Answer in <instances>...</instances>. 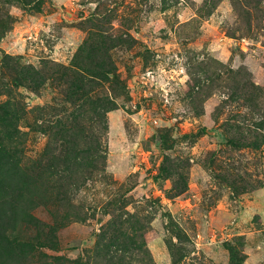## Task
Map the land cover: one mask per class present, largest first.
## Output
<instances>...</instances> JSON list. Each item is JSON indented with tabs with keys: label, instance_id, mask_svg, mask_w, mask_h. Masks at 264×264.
I'll return each mask as SVG.
<instances>
[{
	"label": "rangeland",
	"instance_id": "obj_1",
	"mask_svg": "<svg viewBox=\"0 0 264 264\" xmlns=\"http://www.w3.org/2000/svg\"><path fill=\"white\" fill-rule=\"evenodd\" d=\"M31 1L0 0V105L25 110L21 168L62 188L46 202L30 194L18 238L41 233L58 250L4 263L264 264V0ZM92 34L109 39L120 84L98 80L92 100L116 107L86 119L103 132L106 172L67 195L61 167L45 171L73 109L55 66L73 68ZM31 66L49 73L40 90L16 82L14 69ZM14 184L2 175L0 193ZM112 224L123 246L108 259Z\"/></svg>",
	"mask_w": 264,
	"mask_h": 264
},
{
	"label": "trees",
	"instance_id": "obj_2",
	"mask_svg": "<svg viewBox=\"0 0 264 264\" xmlns=\"http://www.w3.org/2000/svg\"><path fill=\"white\" fill-rule=\"evenodd\" d=\"M21 1L25 4L33 2L31 0ZM92 35L94 36L85 41L82 48L85 50L81 49L80 53L74 57L73 68L60 69V66H55L59 70V77L55 78V81L68 86L67 101L65 102L73 109L66 121L63 119L57 121L56 129L61 152L58 156H51L48 159L45 171L61 167L57 169L54 175L63 174L56 175L54 178L59 183L66 180L67 195L72 190V185L77 186L81 180L94 179V175L106 172V155L100 140L103 132L99 128H96L100 130L99 132L94 128L90 129L87 125L91 121L100 123L101 121L96 122L92 115L100 119L108 111L114 110L116 104L110 101L108 96H105L101 101H94L91 95L98 80L120 84L119 76L114 70L109 54H107L109 39L102 34L98 36V39L95 38L97 37L96 34ZM45 64L47 65V63ZM14 70L17 74L16 82L28 89L40 90L49 78V73L44 70V67L38 69L33 66L22 69L16 67ZM24 114L25 110L19 102L8 101L0 105V127L2 128H0V178L2 179V175L12 176L15 183L8 185V188L0 193V264H5L4 261L14 259L15 256L23 255L26 253L25 248H29L30 253L34 251L40 253L44 248L54 252L58 250L57 241H53V237H50L46 244L47 241L43 239L41 233L37 236L29 235V238L23 242L18 238V229L31 222L30 210L25 207V204L30 202L28 199L30 194L34 193L35 190L42 191L44 198L41 200L46 202L51 196L57 199V190L62 189L61 184H58L57 188L60 189L56 188L54 192L49 193L52 187L46 178L48 176L36 174L32 169L21 168L22 164L17 156L20 153L19 148H21L22 137L25 134L19 129V123L25 118ZM88 118L90 122L86 120ZM258 127L261 129L258 135L264 140V127L262 124ZM9 128H13V133L4 132ZM81 140L84 142L81 143ZM165 172L161 168L160 175L156 177V180ZM33 207L31 206V208ZM70 216L67 215L66 218ZM31 225L38 233L36 222ZM117 228L112 224L110 230L102 236L107 237V241L102 243L104 247L100 249H105L100 253L104 258L113 259L117 256L115 253L122 249L123 242L120 236H123L124 233L119 229L120 233L118 234ZM49 231H51V235H54L56 229L53 228ZM134 231L136 238H139L138 232L140 231ZM109 232L111 236H107ZM46 258L51 259L52 264H88L80 260L63 263L56 256L47 255ZM59 260L60 262H58Z\"/></svg>",
	"mask_w": 264,
	"mask_h": 264
}]
</instances>
